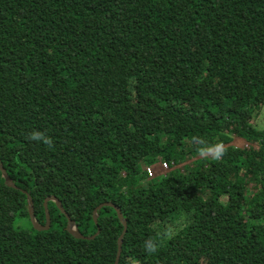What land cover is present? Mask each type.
Returning <instances> with one entry per match:
<instances>
[{
  "label": "trees",
  "instance_id": "obj_1",
  "mask_svg": "<svg viewBox=\"0 0 264 264\" xmlns=\"http://www.w3.org/2000/svg\"><path fill=\"white\" fill-rule=\"evenodd\" d=\"M263 114L264 0H0V264H264Z\"/></svg>",
  "mask_w": 264,
  "mask_h": 264
},
{
  "label": "water",
  "instance_id": "obj_2",
  "mask_svg": "<svg viewBox=\"0 0 264 264\" xmlns=\"http://www.w3.org/2000/svg\"><path fill=\"white\" fill-rule=\"evenodd\" d=\"M0 171L2 172V176L5 179L6 184H8L9 186L15 187L13 181L11 180V178L8 176L5 168L3 167L2 164H0ZM28 208H29V215H30V219L32 222V225L34 227L35 230L37 231H47L49 230L50 226H51V217H50V212L48 209V203L49 202H54L56 203L58 209L62 212V214H64L66 216V218L68 219V224H67V229L68 231L76 238H80V239H94L97 235L100 234V229H98L97 233L93 236H83L80 231L78 230L76 224L74 223V221L70 218L69 214L65 211V209L63 208L60 200L55 197V196H49L44 200V207H45V214H46V222L44 225L38 223L35 219V213H34V203L33 200L31 198V196L28 194ZM107 206H111L113 207L118 214V218L121 221V223L124 226V230L122 232V234L120 235L119 239H118V251H117V256H116V261L115 264H119L120 261V256L122 253V245H123V238L127 233V221L126 219H124V216L121 212V209L117 206H115L112 202H105L100 204L93 212V218L95 220V222L97 223V217H98V212L103 208V207H107Z\"/></svg>",
  "mask_w": 264,
  "mask_h": 264
},
{
  "label": "clouds",
  "instance_id": "obj_3",
  "mask_svg": "<svg viewBox=\"0 0 264 264\" xmlns=\"http://www.w3.org/2000/svg\"><path fill=\"white\" fill-rule=\"evenodd\" d=\"M31 139H40V135L38 133H34L31 137ZM44 142L46 144L51 145V141L45 139ZM199 154L201 156H208L212 155L214 159H220L221 156L224 154V145L223 144H217L212 148H200L199 149ZM147 251L149 253H154L157 251V247L155 246H149Z\"/></svg>",
  "mask_w": 264,
  "mask_h": 264
},
{
  "label": "rangeland",
  "instance_id": "obj_4",
  "mask_svg": "<svg viewBox=\"0 0 264 264\" xmlns=\"http://www.w3.org/2000/svg\"><path fill=\"white\" fill-rule=\"evenodd\" d=\"M261 125H262V127L264 128V114L262 115ZM259 129H262V128H259ZM233 138H234V139H233L232 144L235 145V146H237V147H240V148H247V147L253 146V147H255L256 149H258V145H257V144H249V143H247L243 138H239V137H236V136H234ZM208 156H212V155H208ZM183 165H184V164L179 165V168L182 167ZM156 166H157V165H156ZM156 171H158V172L156 173V176L154 175V177H158V175L161 174V170H160L159 168H157ZM167 172L169 173L170 171H167ZM167 172H166V173H167ZM162 174H163V173H162ZM253 185H254L253 183H250V184H249L250 187H253Z\"/></svg>",
  "mask_w": 264,
  "mask_h": 264
},
{
  "label": "built area",
  "instance_id": "obj_5",
  "mask_svg": "<svg viewBox=\"0 0 264 264\" xmlns=\"http://www.w3.org/2000/svg\"><path fill=\"white\" fill-rule=\"evenodd\" d=\"M157 165V166H156ZM159 168L161 170V174H167L169 171V165L167 164V162H162L159 161V163L155 164V165H147L145 167L146 172L148 173V176L150 178H154V175L156 176V169ZM167 172V173H166ZM160 175V174H159Z\"/></svg>",
  "mask_w": 264,
  "mask_h": 264
},
{
  "label": "bare ground",
  "instance_id": "obj_6",
  "mask_svg": "<svg viewBox=\"0 0 264 264\" xmlns=\"http://www.w3.org/2000/svg\"><path fill=\"white\" fill-rule=\"evenodd\" d=\"M168 165H169V163H168ZM95 221V220H94Z\"/></svg>",
  "mask_w": 264,
  "mask_h": 264
},
{
  "label": "crops",
  "instance_id": "obj_7",
  "mask_svg": "<svg viewBox=\"0 0 264 264\" xmlns=\"http://www.w3.org/2000/svg\"><path fill=\"white\" fill-rule=\"evenodd\" d=\"M158 172V171H157Z\"/></svg>",
  "mask_w": 264,
  "mask_h": 264
}]
</instances>
